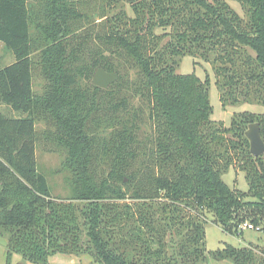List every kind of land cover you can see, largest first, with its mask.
<instances>
[{
	"label": "trees",
	"instance_id": "16d2710c",
	"mask_svg": "<svg viewBox=\"0 0 264 264\" xmlns=\"http://www.w3.org/2000/svg\"><path fill=\"white\" fill-rule=\"evenodd\" d=\"M236 1L243 17L227 0H0V41L14 55L0 103L17 114L0 112L7 258L264 264V251L205 242L206 213L228 233L244 222L264 231V152L253 156L245 136L258 122L264 141V112L215 124L208 78L176 71L185 55L210 62L222 104L264 106V0ZM99 67L118 74L107 88L91 83ZM38 141L62 148L67 197L36 170ZM230 168L246 191L224 182Z\"/></svg>",
	"mask_w": 264,
	"mask_h": 264
},
{
	"label": "rangeland",
	"instance_id": "374dc122",
	"mask_svg": "<svg viewBox=\"0 0 264 264\" xmlns=\"http://www.w3.org/2000/svg\"><path fill=\"white\" fill-rule=\"evenodd\" d=\"M230 6L244 16L240 4L236 0H227ZM37 29L31 27L33 35L36 34ZM14 61V55L6 45L0 41V68ZM177 72L183 74L194 73L201 80L208 78L209 80V101L212 106L211 120L215 124L228 126L234 116L241 113H263L264 106L252 102H238L226 105L222 104L219 97V90L215 85L213 65L210 62L203 60H195L191 56L185 55L181 58L176 69ZM43 85V80L38 75H35L33 80V89L35 92H40ZM0 112L9 114L10 116L17 115L10 111L8 107L0 103ZM44 124L39 122L36 125L37 129L43 128ZM247 129V127H246ZM245 129V130H246ZM62 148L57 147L54 143H48L47 147H43L40 141L35 146L36 170L43 173L48 181L50 192L52 196L67 197L70 194V189L65 181L66 171L63 169L62 163L64 160V153ZM224 182L233 188L234 186L246 191L248 188L247 181L243 172H236L230 168L222 175ZM209 219L205 229V242L208 251H216L224 248L225 244H231L235 247L248 246L257 251V254L263 257L264 251V231L256 229L244 228L241 234L228 233L211 221L212 214H205ZM210 217V218H208ZM6 235L2 232L0 234V264H33L23 259L21 255L13 253L7 258L6 253ZM48 264H91V257L89 255H81L79 257L69 256L64 254H53L49 257ZM98 264V263H93ZM204 264H233L225 259H213L209 257Z\"/></svg>",
	"mask_w": 264,
	"mask_h": 264
},
{
	"label": "water",
	"instance_id": "95a60500",
	"mask_svg": "<svg viewBox=\"0 0 264 264\" xmlns=\"http://www.w3.org/2000/svg\"><path fill=\"white\" fill-rule=\"evenodd\" d=\"M118 74L115 72H108L102 67L95 70L91 79V83L101 87L107 88L110 84L115 82ZM245 136L249 141V151L253 156H259L264 152V141L260 133V125L258 122L249 123L245 130Z\"/></svg>",
	"mask_w": 264,
	"mask_h": 264
},
{
	"label": "built area",
	"instance_id": "2783aa9c",
	"mask_svg": "<svg viewBox=\"0 0 264 264\" xmlns=\"http://www.w3.org/2000/svg\"><path fill=\"white\" fill-rule=\"evenodd\" d=\"M240 228L241 229H244V228H248V229H256L258 230L257 227L253 226L251 223H248V222H244L240 225Z\"/></svg>",
	"mask_w": 264,
	"mask_h": 264
}]
</instances>
